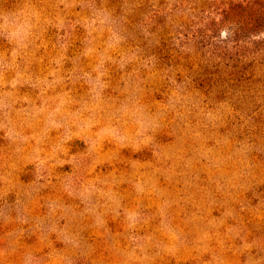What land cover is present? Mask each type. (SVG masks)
I'll return each mask as SVG.
<instances>
[{
  "label": "rangeland",
  "instance_id": "1",
  "mask_svg": "<svg viewBox=\"0 0 264 264\" xmlns=\"http://www.w3.org/2000/svg\"><path fill=\"white\" fill-rule=\"evenodd\" d=\"M229 1L0 0V264H264V17L207 32Z\"/></svg>",
  "mask_w": 264,
  "mask_h": 264
},
{
  "label": "trees",
  "instance_id": "2",
  "mask_svg": "<svg viewBox=\"0 0 264 264\" xmlns=\"http://www.w3.org/2000/svg\"><path fill=\"white\" fill-rule=\"evenodd\" d=\"M258 4L259 3H254V2L250 3L249 0H247V1H245V0H239V1L231 0V1H229L227 6L224 5L220 9L221 11L217 12L218 16L224 17V18H222L223 20L219 21L218 19H212L211 18L210 19L211 23L209 22L210 27H207V32H211V31L215 32V30L220 31V28H222L223 26H226V28H229L227 26H230V25H228V23H226V21H225L226 16L230 15V14L237 13L239 10H245V8H248V7L252 8V11L256 17H264V2H262V4L259 5L258 7H254L255 5H258ZM229 24H231V23H229ZM241 27L238 29L240 30ZM227 31L229 32L228 39L226 41H224L223 39L220 38V39H218L219 43H228V41H232L234 39L237 32H235V30L231 29V28L228 29ZM204 37H207V35L205 34ZM236 66H238V65H236ZM236 66L229 64V63H226L224 61H218V63H216V65L213 67L215 69L214 71L220 73L224 77V79L225 78L229 79L230 77L233 76V74H234L233 68L235 69ZM224 74H227V75L225 76ZM220 78H222V77H220Z\"/></svg>",
  "mask_w": 264,
  "mask_h": 264
}]
</instances>
